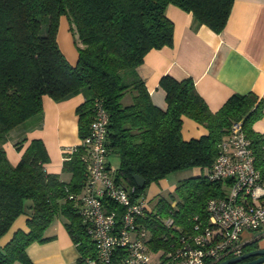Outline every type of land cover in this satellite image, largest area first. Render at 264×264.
<instances>
[{
	"label": "trees",
	"instance_id": "1",
	"mask_svg": "<svg viewBox=\"0 0 264 264\" xmlns=\"http://www.w3.org/2000/svg\"><path fill=\"white\" fill-rule=\"evenodd\" d=\"M234 0H0V239L15 220L26 215L27 231L17 230L0 247V264H31L26 249L44 243L54 219L65 228L80 254L78 264L95 258L88 225L79 215L88 172L83 158L87 148L76 146L64 157L62 172L49 173V157L40 139H32L20 160L12 165L4 149L8 140L20 151L28 141L27 130L39 125L43 97L59 102L76 95L78 136L84 139L100 103L108 115L107 157H117L113 173L116 185L135 188L132 199L170 173L199 168L196 177L179 180L169 199L159 196L140 222L151 232L148 249L164 254L182 236L193 234L197 223L205 225L210 199L226 194L227 185L208 174L233 123L240 122L251 142L254 166L264 181V136L252 125L264 118V101L256 94L231 95L212 112L198 94L191 78L175 80L164 75L159 87L165 93V109L152 104L144 81L137 74L150 50L173 44V23L166 17L168 5L191 13L198 25L214 33L224 29ZM64 17L76 38L77 59L71 65L57 43L60 18ZM129 94L131 102L123 105ZM182 117L207 130L198 139L183 140ZM108 166V163H107ZM109 167V166H108ZM144 179L136 187L133 176ZM107 210L121 209L103 199ZM170 218L171 227L164 221ZM257 239L244 244L243 253L258 248Z\"/></svg>",
	"mask_w": 264,
	"mask_h": 264
},
{
	"label": "crops",
	"instance_id": "2",
	"mask_svg": "<svg viewBox=\"0 0 264 264\" xmlns=\"http://www.w3.org/2000/svg\"><path fill=\"white\" fill-rule=\"evenodd\" d=\"M165 14L174 26L172 46L150 50L136 69L153 105L161 109L166 107L165 93L159 87V80L164 75L178 81L191 78L198 94L212 112L218 111L233 94L252 92L264 101V0H234L226 25L219 34L205 25H198L191 13L174 5H168ZM66 23L65 18L61 17L57 43L68 62L74 65L77 59L75 36L71 37ZM127 96L129 104L131 96ZM42 101L40 124L27 130L28 141L20 151L14 147V139L17 137L8 140L4 146L6 156L15 165L29 142L40 139L49 157V162L45 164L46 171L59 174L61 180L67 182L70 175L62 172V164L65 155L80 145L75 110L83 102V96L76 95L59 102L44 96ZM252 129L264 136V118L256 121ZM206 134L207 130L203 126L182 117L183 140L198 139ZM107 163L115 171L119 160L108 156ZM185 171L191 173L189 177L201 173L199 168ZM150 186L153 188L148 196L151 201L161 196L163 188H169L165 179ZM175 186L171 189L174 190ZM26 219V215H21L15 220L10 230L0 239V247L5 246L17 230L27 231ZM64 222L62 218L54 219L44 233L50 239L28 246L26 253L31 264H78L80 254ZM243 239L245 244L257 239V246L264 248V229L244 233Z\"/></svg>",
	"mask_w": 264,
	"mask_h": 264
},
{
	"label": "built area",
	"instance_id": "3",
	"mask_svg": "<svg viewBox=\"0 0 264 264\" xmlns=\"http://www.w3.org/2000/svg\"><path fill=\"white\" fill-rule=\"evenodd\" d=\"M107 125V112L96 103L88 134L80 140L87 148L83 161L88 178L79 215L95 247V258L85 264H218L243 253L244 233L264 229V181L254 166L251 142L236 122L208 174L212 181L227 185L226 195L208 201L205 225L195 224L193 234L180 237L167 253H151V232L140 222L151 213V199H132L134 187L124 189L114 182L106 160ZM103 199L121 211L107 210ZM164 224L171 227L173 221L168 218ZM154 255L159 261L153 260Z\"/></svg>",
	"mask_w": 264,
	"mask_h": 264
},
{
	"label": "rangeland",
	"instance_id": "4",
	"mask_svg": "<svg viewBox=\"0 0 264 264\" xmlns=\"http://www.w3.org/2000/svg\"><path fill=\"white\" fill-rule=\"evenodd\" d=\"M66 20V19H65ZM66 24H67V28H68V32L71 34V37L74 38L75 36V33L73 32V30L71 29L68 21L66 20ZM76 36L74 38V45L76 46ZM128 96L126 95L125 98L121 101L123 105H126L128 103ZM114 164L116 165V161H114ZM190 172L189 171H182V172H175V173H170L168 174L164 179L165 181H168V185H169V188H163L161 191H160V194L162 197L166 198V199H169L170 195H174V190H172L171 188L173 187V185H177L178 183V180L179 178L183 179V178H187L190 176ZM152 187L149 186L146 190H145V194L144 196H150V194L152 193ZM154 200V199H153ZM151 201L150 202V205H153L154 201ZM153 260L155 261H159V255H154L153 256Z\"/></svg>",
	"mask_w": 264,
	"mask_h": 264
},
{
	"label": "water",
	"instance_id": "5",
	"mask_svg": "<svg viewBox=\"0 0 264 264\" xmlns=\"http://www.w3.org/2000/svg\"><path fill=\"white\" fill-rule=\"evenodd\" d=\"M136 187H144V179L138 175L133 176ZM218 264H264V248H256L242 253L240 256L225 259Z\"/></svg>",
	"mask_w": 264,
	"mask_h": 264
}]
</instances>
